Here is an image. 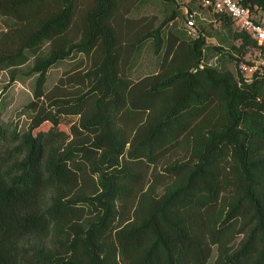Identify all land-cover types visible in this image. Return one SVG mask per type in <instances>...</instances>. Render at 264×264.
<instances>
[{
	"label": "trees",
	"instance_id": "1",
	"mask_svg": "<svg viewBox=\"0 0 264 264\" xmlns=\"http://www.w3.org/2000/svg\"><path fill=\"white\" fill-rule=\"evenodd\" d=\"M148 1L0 0V69L13 80L31 60L36 73L27 128L0 124V264H264V73L205 62L204 49L224 51L205 33L175 49L186 32L172 29L139 83L143 40L157 51L176 16L133 28L131 8ZM233 37L236 63L252 39ZM77 53L81 70L46 90L48 69ZM67 114L79 117L70 139Z\"/></svg>",
	"mask_w": 264,
	"mask_h": 264
},
{
	"label": "rangeland",
	"instance_id": "2",
	"mask_svg": "<svg viewBox=\"0 0 264 264\" xmlns=\"http://www.w3.org/2000/svg\"><path fill=\"white\" fill-rule=\"evenodd\" d=\"M185 0H152L144 3H138L131 8L129 15L133 20V28L137 27L140 31H145L149 26H157L168 12L172 9L176 10V16L173 20L168 21L167 25L162 28L163 39L159 43V49L154 50V37L152 35L147 36L143 40V46L140 48V52L135 58L134 66L131 72L133 79H138L140 83L144 78L149 75L148 73L156 71L158 62L162 56L163 50L167 41H173V35L170 34L172 29H178L185 31L184 24L186 13L185 12ZM195 9L201 12L202 17L197 16V26L201 33L206 35V44L214 45L220 44L223 47V52H215L214 50L204 49L205 62H219V56L222 54L221 62L230 70L236 73L235 62L229 56V51L235 52L231 48V42L235 45H239L240 39L233 37L234 28L232 24L228 26L219 22L210 21L211 14L205 8L195 6ZM4 23L0 16V30L4 29ZM140 36V34H139ZM190 36L183 34L178 39L173 41V46L179 48V42L181 40H188ZM167 38V41H166ZM185 41V42H186ZM172 56H167L163 61L164 65L171 62ZM31 60L20 66H16L15 78L12 80L9 77V70L11 68L0 69V124L4 126L5 131L9 132L16 130L18 132L24 131L30 122V112L27 110V103L32 98V90L34 87V81L36 73H27L28 65ZM84 63V57L82 54L77 53L63 60L53 64L47 71L45 89L51 88L58 80L60 76L65 73L76 72L81 70ZM163 65V66H164ZM79 117L77 115H63L60 118L58 128L64 132V138L70 139L72 136V130L78 126ZM50 122L42 123V127H48ZM183 150L177 149L171 152V157L182 155ZM215 256V246L211 257Z\"/></svg>",
	"mask_w": 264,
	"mask_h": 264
},
{
	"label": "built area",
	"instance_id": "3",
	"mask_svg": "<svg viewBox=\"0 0 264 264\" xmlns=\"http://www.w3.org/2000/svg\"><path fill=\"white\" fill-rule=\"evenodd\" d=\"M202 8L210 12V21L220 22L221 15H227L234 30L246 33L252 43L247 45L243 54L237 55L236 72L244 79L264 73V9H250L240 0H195ZM184 29L191 36H198L197 16L202 17L196 9L186 13ZM211 63V62H208Z\"/></svg>",
	"mask_w": 264,
	"mask_h": 264
}]
</instances>
